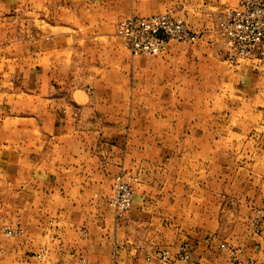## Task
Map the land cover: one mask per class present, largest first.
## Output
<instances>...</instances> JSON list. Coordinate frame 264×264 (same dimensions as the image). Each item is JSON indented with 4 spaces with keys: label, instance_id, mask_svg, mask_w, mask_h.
<instances>
[{
    "label": "crops",
    "instance_id": "crops-1",
    "mask_svg": "<svg viewBox=\"0 0 264 264\" xmlns=\"http://www.w3.org/2000/svg\"><path fill=\"white\" fill-rule=\"evenodd\" d=\"M238 1L58 0L63 34L34 50L38 0H0V264H264V72L219 33ZM166 12L199 39L132 56L117 22Z\"/></svg>",
    "mask_w": 264,
    "mask_h": 264
},
{
    "label": "built area",
    "instance_id": "built-area-1",
    "mask_svg": "<svg viewBox=\"0 0 264 264\" xmlns=\"http://www.w3.org/2000/svg\"><path fill=\"white\" fill-rule=\"evenodd\" d=\"M219 31L228 59H251L264 66V0H239L236 6L221 13ZM115 33L132 56H157L166 51L169 41L199 39L198 33L185 21L167 12L125 17L118 21ZM137 180V176L123 170L114 176L113 193L108 202L116 220L131 207ZM254 224L255 232L264 241V212L257 211ZM166 254L162 251L161 257Z\"/></svg>",
    "mask_w": 264,
    "mask_h": 264
},
{
    "label": "rangeland",
    "instance_id": "rangeland-1",
    "mask_svg": "<svg viewBox=\"0 0 264 264\" xmlns=\"http://www.w3.org/2000/svg\"><path fill=\"white\" fill-rule=\"evenodd\" d=\"M42 3H44L45 4L44 6L46 7L42 8V5L40 6V4ZM21 7L25 8V3H23ZM30 10L33 11L30 14H25V13L21 15L19 14V18L23 19L22 21L24 22L23 24H20L19 22L17 29L21 38L23 37L28 40V42H26V45H28V47L30 44H32L34 50L37 48H41L46 44L47 41H53V38L55 39L58 36V34L60 33L63 34L61 31L58 30V20H59L58 11L60 10L58 0H45V2L43 0H38V5L34 9H30ZM66 19L67 21H69L70 24L73 23V20H69L68 16L63 15L62 21H65ZM29 40H32V42ZM226 53H227L226 58H228L227 49H226ZM228 60L232 63H238V61L235 60H231V59ZM259 67L262 68L264 72V66H259ZM258 103L261 104L259 101ZM257 114H258L257 119L259 121V126L254 131L255 132L257 131L256 134H257L259 152L264 153V122L262 123V121H264V112L263 111L258 112ZM257 211H256V215H257ZM256 215L254 216V218L256 217ZM254 218H253V224H254ZM254 228H255V224H254Z\"/></svg>",
    "mask_w": 264,
    "mask_h": 264
}]
</instances>
